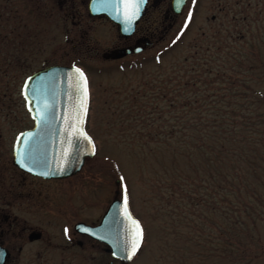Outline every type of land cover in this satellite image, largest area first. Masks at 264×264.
Masks as SVG:
<instances>
[{
  "label": "rangeland",
  "instance_id": "374dc122",
  "mask_svg": "<svg viewBox=\"0 0 264 264\" xmlns=\"http://www.w3.org/2000/svg\"><path fill=\"white\" fill-rule=\"evenodd\" d=\"M0 8L5 11L0 40L11 42L0 47V172L7 178L12 173L15 136L33 124L21 95L25 78L18 83L10 77L23 69L32 73L51 65L84 68L91 88L88 130L97 145L95 155L71 181L41 184L49 194L43 191L35 201L8 194L7 205L55 211L51 226H66L74 215L94 223L126 185L131 211L144 228L142 248L129 264H264V0H189L161 39L143 53L119 60L106 56L120 44L106 22L92 27V40L77 43L76 36L67 41V25L50 13V0H0ZM242 16L247 19L237 20ZM90 48L93 55L87 52ZM231 53L237 63L227 60ZM202 54L212 62L218 59V64L226 60L228 71L238 75L229 98L217 92L210 96L212 104L222 113L223 105L249 103L262 113L255 124L259 132L243 133L242 139L239 132L217 148L221 140H214L220 137L200 126L184 129L181 114L182 127L179 122L170 139L149 140L147 133L159 130L165 135L174 121H168L167 114L162 118L168 121L165 129H155L162 121L154 123V131L143 129L145 123L130 106L134 93L173 76ZM236 88L247 98L233 99ZM185 133L208 138L198 146L185 144ZM238 170L241 178H233ZM212 174L221 177L210 179ZM10 187L9 180L0 185ZM182 189L199 198L185 197Z\"/></svg>",
  "mask_w": 264,
  "mask_h": 264
},
{
  "label": "flooded vegetation",
  "instance_id": "af4514ba",
  "mask_svg": "<svg viewBox=\"0 0 264 264\" xmlns=\"http://www.w3.org/2000/svg\"><path fill=\"white\" fill-rule=\"evenodd\" d=\"M88 1L50 0V13L57 15V19L67 25L65 28L67 41L77 38V43H86V41L92 40L94 31L92 27L95 24L100 23V21L108 23L120 43L110 51L111 53L109 52L110 54H106L107 57L114 60L143 53L154 42L161 39L171 26L173 17L177 16L171 10V0H146L143 12L134 24L132 33L125 35L120 32L118 24L109 20L104 14L91 15L88 11ZM121 48H129L131 52L121 58H113ZM135 48H141V50L134 52ZM87 52L89 55L94 54L92 48ZM87 126L89 127L88 123ZM85 161L86 159L78 172L65 178L44 179L34 176L14 166L12 160V168L9 172L12 171V173L9 174L8 178L4 172H0V185L9 180L13 186L9 190L0 189V264H103L104 262L105 264H129L114 258L102 242L75 229V225L79 222L95 226L101 217L97 222L87 223L74 215L66 225L69 231L65 234L66 226L50 225L53 223L50 218H54L55 211L46 212L50 214L48 215L37 210L13 209L7 205L8 194L14 195L18 199L31 201L41 199L44 196L43 191L46 192L47 196L49 194L45 188L47 185L41 184L49 181H71L81 174ZM16 174L21 178H18L19 176L14 177ZM27 179L37 181L42 187L29 183ZM75 188L76 185L74 184L70 186L71 195L75 193Z\"/></svg>",
  "mask_w": 264,
  "mask_h": 264
},
{
  "label": "water",
  "instance_id": "95a60500",
  "mask_svg": "<svg viewBox=\"0 0 264 264\" xmlns=\"http://www.w3.org/2000/svg\"><path fill=\"white\" fill-rule=\"evenodd\" d=\"M187 0H171L170 6L174 14H179ZM146 0L140 5L139 13L128 23L123 15L111 10H104V6L88 1V11L91 15L104 14L109 20L119 26L122 34L132 33L134 24L140 18L145 7ZM141 48H135L139 52ZM131 52L129 48H121L113 58H121ZM79 68L86 79L87 95L84 96V79L75 71ZM29 77H32L29 80ZM79 81L81 88L79 95L74 93L75 84ZM27 82V86H26ZM21 95L25 100V107L33 120V126L18 133L13 142L12 163L17 168L44 179H57L71 176L78 172L85 160L94 156L97 146L92 137L86 131V119L89 108L88 79L84 71L76 66L52 65L30 74L21 86ZM81 101H84L81 107ZM48 105L49 107H45ZM46 119H41V117ZM21 133L25 137L17 138ZM32 133L29 139L27 134ZM28 142L25 143L24 141ZM71 141V147L69 145ZM21 149L31 151L33 161H26L28 167L21 166L17 162V152ZM69 150L70 155L66 158L64 151ZM44 173H48L45 175ZM128 194L123 188L120 198L114 199L102 215L99 223L95 226L79 222L75 229L105 244L111 255L122 261L130 262L135 255L131 254L130 243L128 251L124 250L125 241L130 240L131 234L135 231L132 220L139 221L131 212L127 199L128 216L124 215V196ZM140 227L142 225L139 222ZM83 229H88L84 231ZM143 229V228H142ZM144 237V232H143ZM143 242V240H142ZM141 242V245H142ZM116 255H113V253ZM130 257V258H128Z\"/></svg>",
  "mask_w": 264,
  "mask_h": 264
},
{
  "label": "trees",
  "instance_id": "16d2710c",
  "mask_svg": "<svg viewBox=\"0 0 264 264\" xmlns=\"http://www.w3.org/2000/svg\"><path fill=\"white\" fill-rule=\"evenodd\" d=\"M4 1L6 3V0ZM245 8L246 7L243 9ZM4 15V9L0 8V20ZM243 16L238 17L237 20H240V18L241 20H246L247 17L243 18ZM233 21H235V17L233 18ZM14 29H12V31ZM6 39L0 40V47H4V43L8 41ZM8 44L11 45V42H7L6 46ZM221 51L222 47L219 48V53H216L220 54ZM195 54H198V52ZM193 57L194 56H192L191 59ZM220 58L223 60L224 56ZM230 58H234L235 61L237 60L236 54L233 53H231L229 58L227 57V60ZM236 63L234 62V64ZM185 64H183V66L179 68L173 76L169 74L166 77L158 79V81H155V84L150 88H143L142 93L136 92L134 93L135 95H133V100L130 102V106L135 107V109L133 108L134 112L142 118V123H145L143 125V129L149 127V131H154L153 126L156 121H162V127L159 125V127L155 129H161L163 127L165 129L168 121H174V125L170 124V127L168 128L170 129L169 133L165 135H162L159 130H157V132L154 131L153 133H147V135L149 134L150 136L149 140L157 139L161 141L163 138L164 140L165 138L170 139L173 135L174 128L178 127L179 122L180 129L182 127L181 114L184 117L182 118L184 129H196L197 126H200L201 130H209L210 132L213 131L216 138L220 137L221 139L214 140V142L221 140L219 143L220 145L218 144L217 148L225 146L224 144L226 140L237 138L236 135H238L239 132L241 139L243 133L254 136L259 132L258 128L255 127V124H257L262 113L256 108H253V106H250L249 103L246 105H237V103L230 105V98L228 101L229 105L226 107L223 105L224 110L222 113H219V107L216 108V103L212 104V100H210V96L215 97L217 92L224 91L225 95L228 96L227 99L229 98L230 92H233L236 81L235 78L238 75L232 74L228 71L229 68L228 66L226 68V60H223L221 64H218V59H215L212 62L205 58V55L202 54L199 55L198 58L192 59L190 62L186 61ZM8 65L9 64H6V67ZM24 70L26 71V69H23L17 73H11V79L13 80L14 78H17L18 83L22 81V79L26 78L30 74L24 72ZM234 71L236 72V70ZM2 73H4V76L9 75V71L6 69H4ZM242 81L249 89L246 81L243 79ZM230 85H232V88H230ZM234 92L235 93H232L231 95L233 99L237 95H241V99L247 98L245 95H242V90H239L238 88H236ZM179 97L181 98V102H178ZM140 107H142V109ZM178 108L180 111H178ZM227 108L228 111L226 110ZM210 111L215 117H210ZM214 111L218 112L219 115H216ZM152 113L153 116H151ZM198 113L199 116H197ZM167 114L169 115V118H167L168 121L162 119L163 116ZM155 115H157L156 118ZM193 116H197V118H194ZM181 137H183V142L185 144L196 143V146L202 143L205 144V139L208 138L207 134L203 133H200L198 137L185 133L183 136L181 135ZM219 177H221L220 174L219 176L212 174L210 179L215 180ZM233 178H241V171L238 170L235 175H233ZM182 191L184 192L185 197L192 199V196H195L196 199L199 198L197 194L194 195L185 189H182ZM215 197L217 198V195H215Z\"/></svg>",
  "mask_w": 264,
  "mask_h": 264
},
{
  "label": "snow or ice",
  "instance_id": "6c2138e0",
  "mask_svg": "<svg viewBox=\"0 0 264 264\" xmlns=\"http://www.w3.org/2000/svg\"><path fill=\"white\" fill-rule=\"evenodd\" d=\"M96 3L103 5L104 10H111L113 12L119 13L121 9L123 10V15L128 23H131L133 19L138 15L139 13V8L140 5L144 2V0H95ZM179 3L180 0H177ZM195 2V0H194ZM75 71L80 74V79H84V96L86 98L87 95V89H86V79L84 78V74L81 72L79 68H76ZM32 77H29V80H31ZM27 86V82H26ZM80 88L81 85L79 81L75 84L74 87V93L79 95L80 93ZM84 101H81V107H83ZM46 108L49 107L48 105L45 106ZM41 119H46L45 117H41ZM32 133H28L27 136L30 139L32 137ZM25 137L24 133H21L20 136L17 138L18 140H21L22 138ZM25 143L28 141L25 140ZM69 145L71 147V141H69ZM17 162L21 164L23 167H28V163L26 161H33L34 162V157L32 156L31 151L27 149H21L20 151L17 152ZM70 155L69 150L64 151V156L67 158ZM47 175L48 173H44ZM125 178L123 176L120 177V180L123 181ZM125 190H126V185H125ZM127 196H124V215L128 216L129 219H131L130 215L127 212ZM132 224L135 226V231L131 234L130 240L125 241V248L124 250L127 252L128 251V245L130 243L131 246V254L135 255L136 252L139 250L141 246V242L143 240V229L139 225V221L137 220H132ZM84 231H87L88 229H83ZM68 228L67 226L65 227V234L68 233ZM113 255H116L114 252ZM130 258V257H128Z\"/></svg>",
  "mask_w": 264,
  "mask_h": 264
}]
</instances>
